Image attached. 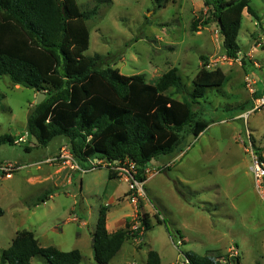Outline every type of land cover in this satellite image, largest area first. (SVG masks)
Masks as SVG:
<instances>
[{
    "label": "rangeland",
    "instance_id": "1",
    "mask_svg": "<svg viewBox=\"0 0 264 264\" xmlns=\"http://www.w3.org/2000/svg\"><path fill=\"white\" fill-rule=\"evenodd\" d=\"M212 1L112 0L88 20L90 45L85 54H99V66L118 67L125 75L143 74L149 83L176 67L189 91L202 70L214 76L221 69L226 76L222 86L194 104L208 127L197 137L187 129L173 152L150 162L147 198L131 202L137 208L130 225L135 237L107 264H145L149 249L160 251L164 264H181L187 253L222 259L228 254L230 264H264V201L250 169L252 151L264 158V108H254L264 92V0H250L259 19L247 11L242 15L236 58L226 51ZM77 2L83 11L96 4ZM39 93H45L42 102L45 91L0 76V136L14 138V143L0 146V166H19L11 177L0 172V205L5 210L0 215V257L18 231L29 229L42 246L79 249L80 264H99L92 247L99 211L107 205L112 182L122 201L109 207L110 214L120 217L122 206L131 211L128 183L109 182L105 159L80 160L72 153L83 169L99 164L84 172L53 160L71 143L58 135L43 145L30 133L28 117ZM67 173H73L70 182ZM144 217L152 225L148 230ZM31 264L51 263L37 255Z\"/></svg>",
    "mask_w": 264,
    "mask_h": 264
},
{
    "label": "trees",
    "instance_id": "2",
    "mask_svg": "<svg viewBox=\"0 0 264 264\" xmlns=\"http://www.w3.org/2000/svg\"><path fill=\"white\" fill-rule=\"evenodd\" d=\"M95 1L91 10L83 11L77 0H0V76L46 92L47 98L36 104L28 117V129L39 143L47 145L64 135L77 159H105L110 179L117 174L111 164L129 159L137 165L138 178L147 181L145 171L150 162L173 152L184 131L188 129L197 137L208 127L209 121L194 104L210 89L222 86L226 76L221 69L214 76L202 70L189 91L176 67L149 83L143 74L125 75L118 67L99 66V54H85L90 45L88 20L112 0ZM212 5L226 51L236 58L244 11L257 19L260 16L250 0H214ZM192 29H198L196 23ZM171 89L183 98L175 97ZM6 142L14 143V138L0 136V146ZM41 201L45 202V197ZM4 213L0 205V215ZM107 213L108 206L103 205L92 235L93 254L99 264L109 263L125 241L135 237L130 221L109 232ZM142 220L144 230L150 229L151 222L146 217ZM158 222L162 220L158 218ZM37 255L45 256L51 264L82 261L79 249L42 246L33 231L22 229L3 250L0 264H31ZM185 256L190 264H230L228 254L222 256L224 261L220 255ZM236 259L240 261L239 256ZM146 264H161L158 251H148Z\"/></svg>",
    "mask_w": 264,
    "mask_h": 264
},
{
    "label": "built area",
    "instance_id": "3",
    "mask_svg": "<svg viewBox=\"0 0 264 264\" xmlns=\"http://www.w3.org/2000/svg\"><path fill=\"white\" fill-rule=\"evenodd\" d=\"M254 108H264V92L255 100ZM20 140L23 142L25 139L21 137ZM53 160L61 161L62 163L68 164L71 169H80L83 172L99 167L97 161H100L96 159L97 161H95L89 168L83 169L78 165L72 151L67 146H62L59 152L53 157ZM99 163H102V161ZM18 168L19 166L16 164L9 163L1 165L0 172L5 177H11L12 173ZM111 169H113L120 178L127 181L129 186L127 194L130 202L137 204L140 200L147 198V193L144 188L146 181H141L138 178L139 171L135 162L129 159L122 162L116 160L114 161V164H111ZM250 169L253 173L255 188L257 189L260 198L264 201V158L258 151H252ZM148 172L149 168L145 171L147 176ZM139 220H141V218H139ZM181 244L182 240H179L177 245ZM181 264H190V260L185 257Z\"/></svg>",
    "mask_w": 264,
    "mask_h": 264
},
{
    "label": "crops",
    "instance_id": "4",
    "mask_svg": "<svg viewBox=\"0 0 264 264\" xmlns=\"http://www.w3.org/2000/svg\"><path fill=\"white\" fill-rule=\"evenodd\" d=\"M60 150V149H59ZM96 160V158H94ZM72 174L73 173H67V181L70 182L72 181ZM117 179H122L120 178L117 174H115V178L113 179H109V182L111 181H114V180H117ZM116 189L117 187L115 188L114 187V184L113 182L111 183V190L109 192V195L107 197V206H108V213H107V228L109 230V232H114L120 228H123L126 226V223L127 221H130L132 223V219H134L136 217V213H137V208L136 206H134L131 202H130V205H131V211H127V206H122L121 207V210L124 211V213H122V215L118 218H116L115 214H110V211H109V207H111L112 204H115V203H119L121 202V196L117 194L116 192ZM128 192V191H127ZM127 194V193H126ZM52 196V195H50ZM38 205V203H37ZM82 224L83 225H86L87 222L86 221H82ZM79 233V232H77ZM79 235V234H78ZM181 240H184V238H182ZM185 241V240H184ZM151 250V249H149ZM160 254V257H161V264H164V261H163V257L160 253V251L158 252ZM147 256H148V252H147ZM147 263V259L145 261V264Z\"/></svg>",
    "mask_w": 264,
    "mask_h": 264
},
{
    "label": "water",
    "instance_id": "5",
    "mask_svg": "<svg viewBox=\"0 0 264 264\" xmlns=\"http://www.w3.org/2000/svg\"><path fill=\"white\" fill-rule=\"evenodd\" d=\"M45 96V93H39L37 96V102H41L42 98Z\"/></svg>",
    "mask_w": 264,
    "mask_h": 264
}]
</instances>
